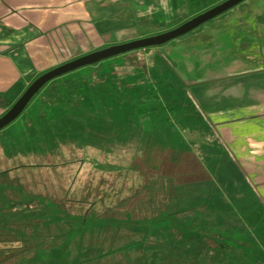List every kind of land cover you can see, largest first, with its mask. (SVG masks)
<instances>
[{"label":"rangeland","instance_id":"374dc122","mask_svg":"<svg viewBox=\"0 0 264 264\" xmlns=\"http://www.w3.org/2000/svg\"><path fill=\"white\" fill-rule=\"evenodd\" d=\"M222 1L186 0L177 17L181 21L162 24L158 33ZM253 2L245 0L221 15L252 8ZM221 15L160 46L52 79L0 129V264H83L91 258L86 264H135L146 257L147 262L157 257L173 260L167 264H190L198 255L195 262L201 264H249L239 250L233 255L197 249L195 240H189L190 247L178 243L183 232L187 236L196 224H206L210 246L228 239L229 232L248 255L260 251L236 236L238 215L227 211L229 195L245 211L242 202L251 192L243 170L214 159V136L197 129H205L209 120L186 118L197 112L200 85L196 73L177 71L179 61L168 54L195 53L196 41L206 65L228 60L227 48L218 53L216 40L207 36ZM178 83L192 95H180ZM180 107L191 110L183 119L173 111ZM221 219L233 222L231 232L217 222ZM37 248L44 250L42 259Z\"/></svg>","mask_w":264,"mask_h":264},{"label":"crops","instance_id":"0c3cea01","mask_svg":"<svg viewBox=\"0 0 264 264\" xmlns=\"http://www.w3.org/2000/svg\"><path fill=\"white\" fill-rule=\"evenodd\" d=\"M253 3L252 8L221 15L224 18L207 33L216 40L218 53L227 48L228 60L206 65L196 41L191 44L195 53L184 49L168 54L179 61L177 71L196 73L194 81L200 85L195 116H182L191 112L189 108L173 111L181 119L209 120L206 130L197 129L200 135L214 136V159L235 163L248 175L242 174L248 191L264 200V21L259 20L264 17V0ZM185 4L186 0H0V116L42 73L110 45L158 33L162 24L177 22ZM187 87L176 84L180 95H192ZM196 225V231L203 229V224Z\"/></svg>","mask_w":264,"mask_h":264},{"label":"water","instance_id":"95a60500","mask_svg":"<svg viewBox=\"0 0 264 264\" xmlns=\"http://www.w3.org/2000/svg\"><path fill=\"white\" fill-rule=\"evenodd\" d=\"M245 0H224L221 3L213 6L212 8L195 15L191 19L181 23L180 25L158 33L156 35L138 38L121 44H115L102 48L97 51L85 54L83 56L77 57L71 61L64 64L56 66L38 77H36L20 95V97L0 116V129L4 128L12 121H14L25 109L33 96L49 81L61 76L67 72L78 69L80 67L95 64L101 60L107 59L132 51L135 49L147 48V47H157L166 42L179 38L187 33L195 30L202 24L214 19L215 17L227 12L231 8L239 5Z\"/></svg>","mask_w":264,"mask_h":264},{"label":"trees","instance_id":"16d2710c","mask_svg":"<svg viewBox=\"0 0 264 264\" xmlns=\"http://www.w3.org/2000/svg\"><path fill=\"white\" fill-rule=\"evenodd\" d=\"M175 23H179V22H175ZM177 25L178 24H176L175 26H177ZM195 30H193V31H195ZM193 31H191V33ZM66 84L68 85V87H74L73 83L70 81L65 82V85ZM36 94L33 96V98L36 96ZM242 174L245 177V173L243 172ZM228 198L231 200V202H230L231 205H230V208L227 209V211L231 214H234L235 216L238 215V217H237L238 219L236 221H234L238 225V226H235V228H234L235 232L234 233H236V236L239 235L241 238L248 239L250 242L249 245L256 246V248H259L260 251L257 249V253L254 256L248 255L246 253L245 248H241L242 246L238 247V245H237L238 243L236 242V239L234 237L235 235L233 234V237L231 238L228 235L229 232H226V235H225V238L228 237V239L224 240L221 243L214 240L215 242H213V244L216 246H210L212 242H208V238H209V235H207V231H208L207 226L208 225H206V224H204V226L202 227L203 229H201V231L198 230L200 233L195 230L192 233L188 232V235L184 236L186 233L183 232L184 235H183V237L181 236V239L178 240L179 241L178 243L180 245H182L184 243V246L190 247L189 246V240H195V244L197 246L196 245H194V246L197 247V249L199 247H201L202 248L201 250H204V248L208 247L209 249L210 248L215 249V251L218 253L223 251V252L229 253V254L232 253L233 255L236 253L235 250H239L237 252L242 253L241 258H243V259L247 258V263H249V264H264V200L261 199L258 195H256L255 192L246 193V198L242 202L243 206H245V211H242L240 209L241 204L239 201L237 202L236 199L232 200L233 198L230 195L228 196ZM250 198H252V199L250 200ZM235 200H236V202H235ZM223 219H225V218H223ZM223 219H221L220 221H217V222H223V224L224 223L227 224L226 229L231 232L233 230L232 229V226H233L232 223L233 222L231 220L230 221L229 220L222 221ZM229 238H230V240H229ZM231 239H235V243ZM197 240H198V242H197ZM172 241H170L169 243H171ZM208 243H210V244H208ZM166 244H168V243H166ZM202 244H203V246H201ZM43 251L44 250L37 248L35 251V255H37V257L39 259H42L44 257ZM201 253H203V252H201ZM201 253H198V254H201ZM48 255L50 258V259H48L49 260L48 263H51L52 258H53V254L50 253ZM98 256H101V255H98ZM199 256L200 255L194 257L192 259V261L190 262V264H201V262L200 263L195 262V259L198 258ZM64 259H66V258H59L58 260L61 262ZM94 259L95 258H91L89 260H86L85 262H83V264L88 263L87 261H90V260L93 261ZM165 259L161 260L157 257H153V259H151L150 262H147V257H146L143 260H141L140 262H137L135 264H156V263L167 264L168 261L170 263H172V261H173L171 258L168 260H165ZM243 259H241V260H243ZM233 260H235V262L237 261V259H233ZM39 264H41V263H39ZM75 264H82V261L76 262ZM97 264H99V263H97Z\"/></svg>","mask_w":264,"mask_h":264}]
</instances>
